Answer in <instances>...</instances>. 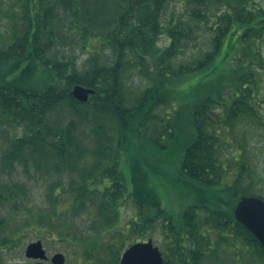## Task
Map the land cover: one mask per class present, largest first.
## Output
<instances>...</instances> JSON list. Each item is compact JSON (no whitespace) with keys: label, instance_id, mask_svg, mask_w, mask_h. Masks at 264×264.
I'll use <instances>...</instances> for the list:
<instances>
[{"label":"trees","instance_id":"obj_1","mask_svg":"<svg viewBox=\"0 0 264 264\" xmlns=\"http://www.w3.org/2000/svg\"><path fill=\"white\" fill-rule=\"evenodd\" d=\"M263 37L255 0H0V127L20 132L0 169L40 175L52 206L18 237L81 243L82 264H118L133 238L160 242L164 264H202L217 241H242L264 264L233 217L241 197L264 200L251 162ZM75 43L81 64L64 51ZM74 86L94 93L78 102ZM27 194L0 183L1 203L23 206ZM83 213L105 240L95 251L67 223ZM16 242L0 241V264Z\"/></svg>","mask_w":264,"mask_h":264},{"label":"rangeland","instance_id":"obj_2","mask_svg":"<svg viewBox=\"0 0 264 264\" xmlns=\"http://www.w3.org/2000/svg\"><path fill=\"white\" fill-rule=\"evenodd\" d=\"M257 4L261 6L264 10V0H255ZM176 13L181 12L179 10L178 5H175ZM164 42V38L162 37L160 41L161 43ZM95 44V43H94ZM87 50H91L93 45ZM64 51L66 54L70 52H74L78 59V63H82L84 59L87 58L86 51H79V44L75 43L74 45L69 47H65ZM261 57H264V37L262 45L260 46ZM264 62V61H263ZM260 98V105L261 108L259 110L260 117L264 119V85L261 90ZM7 131V132H6ZM4 130L3 127H0V159L4 151L7 149V138L9 139L14 134H18L20 136V132L14 133L9 129ZM251 146L254 147V150L251 153L252 160L251 162L254 163V171L255 176L252 179V184L254 185L255 191H258L264 194V129H256L254 130V141H251ZM88 156V155H87ZM85 157L91 160L90 157ZM84 158V159H85ZM83 163V161H81ZM17 171V172H16ZM40 175L33 177V174H23L20 172V169L16 170H2L0 169V183H6L11 185L16 182H22L27 185L28 187V194L24 197V205H11L12 203H1L0 202V220L2 223L0 224V241H4L7 243L11 242L12 240L17 241L16 243H10L5 249V255L3 256L2 264H30L31 261L27 260L24 257V250L28 243L38 240L37 234H35V230L26 232L23 230L22 236L18 237V232L22 225L25 223V219L28 221L33 218H39L41 216H48L49 214H45L46 211L50 208V203H48L45 199V186L42 182L43 180L39 179ZM66 178V176H65ZM67 180H65V183ZM64 184V183H63ZM60 190V188H58ZM64 199V197H63ZM62 197H59V202L63 204L68 203L65 199L63 200ZM52 207V206H51ZM134 213V208L131 202L128 200L126 203L122 204L120 207V218L121 222L130 219V217ZM91 222V215L88 213H83L79 216V218L71 219L68 221V224H74V228H78L81 232H83L84 236L88 239L86 246L90 247L91 249L94 248V251L98 249V247H94L95 244H99L104 242L105 240H101L99 238L91 237L92 232L89 229ZM30 227V226H29ZM27 229V228H25ZM21 235V234H20ZM213 235V234H212ZM216 241V236H210ZM135 241H141V239H128L126 240V246L133 243ZM44 249L49 253V257H51L54 253L60 252L65 257V264H82V260L74 254H81L82 253V244L78 242L73 243H60L59 241H49L43 240ZM122 243V240L118 242V244ZM216 247H220L216 251V253L209 254L205 259H203L202 264H235V261H232V257L241 256L242 261L236 258V260L240 264H257L254 262V250L252 248H246L243 246L242 241H239L235 246L229 244H222L219 241L216 242ZM156 245L159 247L160 242H157ZM62 246H66V250L62 249ZM162 246V245H161ZM160 246V248H161ZM215 257V258H214ZM204 262V263H203ZM119 263V262H118ZM46 264H51L49 261ZM174 264V263H173Z\"/></svg>","mask_w":264,"mask_h":264},{"label":"water","instance_id":"obj_3","mask_svg":"<svg viewBox=\"0 0 264 264\" xmlns=\"http://www.w3.org/2000/svg\"><path fill=\"white\" fill-rule=\"evenodd\" d=\"M94 91L82 86H74L72 97L78 102H86ZM233 215L235 220L256 240L264 253V201L256 196L242 197L236 204ZM24 255L27 259L47 260L40 241L29 243ZM53 264H64V257L57 253L51 258ZM43 264V262L37 263ZM119 264H162V257L151 240L136 242L122 253Z\"/></svg>","mask_w":264,"mask_h":264}]
</instances>
